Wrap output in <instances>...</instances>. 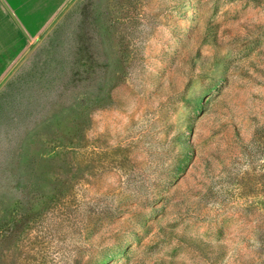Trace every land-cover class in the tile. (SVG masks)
Returning a JSON list of instances; mask_svg holds the SVG:
<instances>
[{
    "label": "rangeland",
    "instance_id": "374dc122",
    "mask_svg": "<svg viewBox=\"0 0 264 264\" xmlns=\"http://www.w3.org/2000/svg\"><path fill=\"white\" fill-rule=\"evenodd\" d=\"M0 264H264V0H68L0 78Z\"/></svg>",
    "mask_w": 264,
    "mask_h": 264
},
{
    "label": "crops",
    "instance_id": "0c3cea01",
    "mask_svg": "<svg viewBox=\"0 0 264 264\" xmlns=\"http://www.w3.org/2000/svg\"><path fill=\"white\" fill-rule=\"evenodd\" d=\"M67 1L0 0V78Z\"/></svg>",
    "mask_w": 264,
    "mask_h": 264
},
{
    "label": "water",
    "instance_id": "95a60500",
    "mask_svg": "<svg viewBox=\"0 0 264 264\" xmlns=\"http://www.w3.org/2000/svg\"><path fill=\"white\" fill-rule=\"evenodd\" d=\"M6 75H7V74H6ZM6 75H5V76H6ZM5 76H4V77H5Z\"/></svg>",
    "mask_w": 264,
    "mask_h": 264
}]
</instances>
